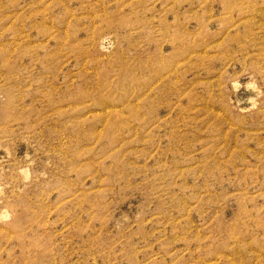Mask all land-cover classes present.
<instances>
[{"label": "rangeland", "instance_id": "374dc122", "mask_svg": "<svg viewBox=\"0 0 264 264\" xmlns=\"http://www.w3.org/2000/svg\"><path fill=\"white\" fill-rule=\"evenodd\" d=\"M0 264H264V0H0Z\"/></svg>", "mask_w": 264, "mask_h": 264}]
</instances>
